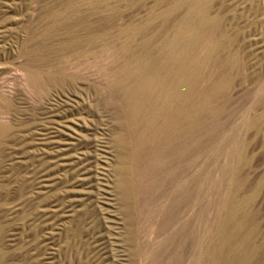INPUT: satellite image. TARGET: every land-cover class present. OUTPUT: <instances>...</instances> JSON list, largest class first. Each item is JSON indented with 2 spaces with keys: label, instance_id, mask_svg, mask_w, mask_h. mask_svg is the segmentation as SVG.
Here are the masks:
<instances>
[{
  "label": "rangeland",
  "instance_id": "rangeland-1",
  "mask_svg": "<svg viewBox=\"0 0 264 264\" xmlns=\"http://www.w3.org/2000/svg\"><path fill=\"white\" fill-rule=\"evenodd\" d=\"M194 8L218 17L225 45L186 103L196 120L165 150L136 149L120 125L150 90L137 80L181 47ZM153 129L141 120L136 133ZM199 253L264 264V0H0V264H194Z\"/></svg>",
  "mask_w": 264,
  "mask_h": 264
},
{
  "label": "bare ground",
  "instance_id": "bare-ground-1",
  "mask_svg": "<svg viewBox=\"0 0 264 264\" xmlns=\"http://www.w3.org/2000/svg\"><path fill=\"white\" fill-rule=\"evenodd\" d=\"M58 12L60 13V11ZM192 20L198 21L195 26L191 25ZM218 29L219 19L217 16L210 15L208 10L198 12L195 8L190 9L187 14H185L184 22L178 30V41L182 44L181 47H176L173 43L170 48L165 51H161L154 61H151L146 65V72L139 76L136 85L139 88H144L143 86L146 80L149 79L151 82L150 90L145 89L144 93L146 95V99L134 104V106H131L128 109V116L120 125L124 127V131L126 129L127 135L136 149H141L144 145L153 142L156 144L163 143L165 150L170 146L171 142L175 140V137L179 133H184L186 129L194 123L196 119H193L194 116L191 111L188 110L186 103L191 97H193L192 92L197 86L196 82L198 81L200 68L204 66L207 61H209L210 57L216 51L224 48L223 46H225L223 41L221 42L215 38ZM160 61L162 64L161 66L158 64ZM27 65H20L19 68L24 72V77L27 81H33L36 78V71L31 70ZM152 92L156 94V99L153 103L147 99L148 95ZM130 96H132V93ZM133 99L134 96L130 98V101ZM146 113H149L150 116H142ZM142 117H144V119ZM141 120L145 123L147 130L149 128L153 129L155 121H160V125L157 128H154L153 132L151 131L152 133L150 136H146L144 132L138 135L136 133V129L140 125ZM122 140L123 136L120 135L117 137L116 143L120 145ZM163 153V148L158 145L151 153V157L152 159L158 161L162 157ZM133 157H135V155H133ZM128 171V168L124 165L117 168L119 180L118 188L121 192L123 200L126 199L127 192L125 186L123 185L122 177H124ZM180 186L184 190L185 182L182 181ZM201 260L202 255L199 253L195 258L194 264H201Z\"/></svg>",
  "mask_w": 264,
  "mask_h": 264
}]
</instances>
